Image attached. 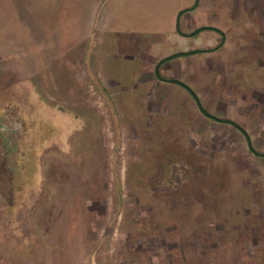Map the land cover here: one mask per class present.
Wrapping results in <instances>:
<instances>
[{"label": "rangeland", "instance_id": "obj_1", "mask_svg": "<svg viewBox=\"0 0 264 264\" xmlns=\"http://www.w3.org/2000/svg\"><path fill=\"white\" fill-rule=\"evenodd\" d=\"M192 3L0 0V264H264V157L154 75ZM202 25L159 73L264 152V0Z\"/></svg>", "mask_w": 264, "mask_h": 264}, {"label": "water", "instance_id": "obj_2", "mask_svg": "<svg viewBox=\"0 0 264 264\" xmlns=\"http://www.w3.org/2000/svg\"><path fill=\"white\" fill-rule=\"evenodd\" d=\"M199 1L200 0H193L192 5H190L188 7H185V8H182V9H180L177 12L176 17H175V31L179 35L184 36V37L194 36V35L198 34L201 31H204V30L215 31V32H218L221 35V39H220L219 43L215 47H212V48H207V49H190V50H186V51H177V52L171 53V54H169V55H167V56L159 59L156 62L155 66H154V75H155V77L158 80H160L162 82L169 83V84L179 85L182 88H184L191 95V97L193 98V100H194V102H195V104H196L199 112L203 116H205L207 118H210V119H212L214 121L220 122V123L230 124V125L234 126L235 128H237L243 134V136L245 137L246 144H247V147H248L249 151L253 155H255V156L264 157V152L257 151V150H255L253 148L252 143L250 141V137H249L248 133L246 132V130L243 127H241L239 124H237L235 121H233L231 119L217 117L215 115H212L208 111H206L205 108L202 106V104H201V102H200L197 94L184 81L179 80V79H176V78L163 77L159 73L160 66L162 64H164L165 62L173 59V58H177V57H181V56H189V55L196 54V53H200V52H212V51H216L217 49H219L224 44L225 38H226L225 37V33L221 29H219L218 27H215V26H212V25H202V26H199V27H197L196 29H194L193 31H191L189 33H185V32H183L181 30V28H180V19H181L182 15L185 14V13H188V12H190L192 10H194L199 5ZM263 180H264V175H263Z\"/></svg>", "mask_w": 264, "mask_h": 264}, {"label": "crops", "instance_id": "obj_3", "mask_svg": "<svg viewBox=\"0 0 264 264\" xmlns=\"http://www.w3.org/2000/svg\"><path fill=\"white\" fill-rule=\"evenodd\" d=\"M39 179H41L40 177H39ZM1 240H0V247H1V251H5V250H8V246H9V244H10V240H9V238L7 237V238H5V240L2 238V235L5 233L4 232V227H2L1 226ZM5 235L7 236L8 234H6L5 233ZM89 257V256H88ZM89 259V258H88ZM48 263H53L52 261H50L49 260V262ZM64 263H71V262H67V260H64ZM76 263H82L81 261H77Z\"/></svg>", "mask_w": 264, "mask_h": 264}, {"label": "flooded vegetation", "instance_id": "obj_4", "mask_svg": "<svg viewBox=\"0 0 264 264\" xmlns=\"http://www.w3.org/2000/svg\"><path fill=\"white\" fill-rule=\"evenodd\" d=\"M220 36H221V35H220ZM225 36H226V35H225ZM220 48H221V47H220ZM220 48H219V49H220ZM217 50H218V49H217ZM162 65H163V64H162ZM162 65H161V66H162ZM161 66H160V67H161ZM159 69H160V68H159ZM198 98H199V97H198ZM206 111H207V110H206ZM209 113H211L212 115H215V116L219 117L218 115L214 114L213 112H209ZM204 117H205V116H204ZM205 118H207V117H205ZM221 118H223V117H221ZM207 119H208V120H212V119H210V118H207Z\"/></svg>", "mask_w": 264, "mask_h": 264}]
</instances>
